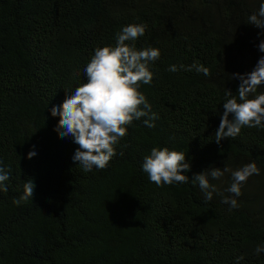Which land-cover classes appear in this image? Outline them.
<instances>
[{
	"label": "trees",
	"instance_id": "obj_1",
	"mask_svg": "<svg viewBox=\"0 0 264 264\" xmlns=\"http://www.w3.org/2000/svg\"><path fill=\"white\" fill-rule=\"evenodd\" d=\"M261 3L0 0V161L10 170L0 192V264H264L255 254L264 246V128L215 141L226 91L240 102L231 75L264 57V29L248 24ZM130 24L146 30L127 44L160 51L148 65L151 84L139 89L159 118L154 128L134 120L107 167L84 172L73 161L79 145L61 138L51 109L87 82L95 49L115 47ZM194 62L210 75L180 68ZM154 147L185 153L187 184L149 181L142 164ZM251 162L260 174L235 197L226 191L231 172ZM225 167L220 179L209 177L218 192L206 201L191 178ZM28 179L33 197L14 205ZM224 196L239 207L229 211Z\"/></svg>",
	"mask_w": 264,
	"mask_h": 264
},
{
	"label": "clouds",
	"instance_id": "obj_2",
	"mask_svg": "<svg viewBox=\"0 0 264 264\" xmlns=\"http://www.w3.org/2000/svg\"><path fill=\"white\" fill-rule=\"evenodd\" d=\"M248 24L264 29V3L260 4L256 13L249 16ZM145 30L144 24L127 25L117 34L115 47L96 48L84 68L87 82L77 87L62 104L51 109L53 117H60L55 130L61 138L71 136L74 143L79 145L73 161L78 162L84 172L107 167L110 160L117 155L116 145L126 136L127 129L134 120L145 117L144 125L154 128L153 121L159 118L152 112L151 105L139 89L142 84H151L153 73L148 65L160 58V51L153 47L137 50L134 44L126 43L143 36ZM258 47L260 52H264V42ZM180 68L187 71L194 69L197 73L210 75L209 69L199 62H194L187 68L180 65ZM168 70L176 72L178 68L171 65ZM231 77L238 78L241 82L237 91L240 102L231 91H226L224 112L215 133L217 143L228 138L235 139L244 127L264 128V93L256 94L257 89L264 85V57L258 60L252 72L244 75L232 74ZM35 155L34 151H30L28 159ZM185 160L186 155L183 152L170 151L167 147H154L150 155L144 158L142 171L157 186L187 184L189 177L181 173L188 172L191 168ZM9 171L0 161V192L8 191L5 182L9 180ZM228 171L230 169L227 167L223 170L212 168L195 175L191 182L194 186H199L206 201H211L213 193L218 192V189L210 184L209 177L218 180ZM253 174H260L255 162L232 171L233 183L226 191L239 197L241 185ZM34 190V182L28 179L23 185V194L14 199L13 204L19 206L29 200L33 197ZM221 202L230 205L229 211L239 207L237 200L229 196H224ZM261 253H264V246H257L255 254Z\"/></svg>",
	"mask_w": 264,
	"mask_h": 264
}]
</instances>
